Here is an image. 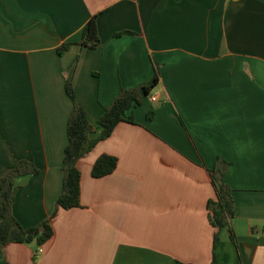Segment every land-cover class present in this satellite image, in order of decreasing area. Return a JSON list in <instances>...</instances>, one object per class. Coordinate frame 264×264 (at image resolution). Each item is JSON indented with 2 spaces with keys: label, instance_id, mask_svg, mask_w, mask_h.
Wrapping results in <instances>:
<instances>
[{
  "label": "crops",
  "instance_id": "0c3cea01",
  "mask_svg": "<svg viewBox=\"0 0 264 264\" xmlns=\"http://www.w3.org/2000/svg\"><path fill=\"white\" fill-rule=\"evenodd\" d=\"M93 17L96 49L80 45ZM155 70L134 123L79 162L80 207L58 210L67 83L96 137L120 91ZM103 155L117 168L94 178ZM21 161L38 173L17 178L13 215L31 229L55 214V233L42 254L6 246L0 264H264V0H0V181ZM223 166L237 244L223 229L214 250Z\"/></svg>",
  "mask_w": 264,
  "mask_h": 264
},
{
  "label": "trees",
  "instance_id": "16d2710c",
  "mask_svg": "<svg viewBox=\"0 0 264 264\" xmlns=\"http://www.w3.org/2000/svg\"><path fill=\"white\" fill-rule=\"evenodd\" d=\"M128 33H118L121 36ZM80 45L90 49H96L101 45L98 35L96 17H93L82 32ZM70 44L63 45L59 54L67 51ZM160 81L158 70L154 77L146 84L136 89H122L113 104L105 110L98 121V134L89 121L87 112L77 105L75 92L70 83L66 85L67 95L74 102V110L68 124V144L65 149L63 161V190L57 202L58 210H70L81 205V171L79 162L85 158L100 142L110 138L115 129L121 123H134V118L129 113L142 104L143 98L150 96ZM150 118V115H149ZM220 162V161H219ZM118 165V159L110 156H101L93 166L94 178H103L112 174ZM38 173L31 163L21 161L17 167L7 173L0 181V256L4 254L6 246L10 244H35L37 247L47 245L54 237V228L51 219L40 226L24 229L13 215V202L17 186L16 180L21 176ZM213 186L216 192V200L208 204L209 219L216 229L214 237V250L220 242V233L227 229L232 243L237 244L231 221L235 217L232 190L224 182V166L217 167L211 172ZM5 264H10L8 261ZM173 264H184L175 262ZM211 264H218L216 252L213 253Z\"/></svg>",
  "mask_w": 264,
  "mask_h": 264
},
{
  "label": "built area",
  "instance_id": "2783aa9c",
  "mask_svg": "<svg viewBox=\"0 0 264 264\" xmlns=\"http://www.w3.org/2000/svg\"><path fill=\"white\" fill-rule=\"evenodd\" d=\"M154 101L156 100L155 97L152 98ZM43 253V249L41 247L38 248L37 250V254H42Z\"/></svg>",
  "mask_w": 264,
  "mask_h": 264
},
{
  "label": "rangeland",
  "instance_id": "374dc122",
  "mask_svg": "<svg viewBox=\"0 0 264 264\" xmlns=\"http://www.w3.org/2000/svg\"><path fill=\"white\" fill-rule=\"evenodd\" d=\"M216 200V199H215Z\"/></svg>",
  "mask_w": 264,
  "mask_h": 264
}]
</instances>
